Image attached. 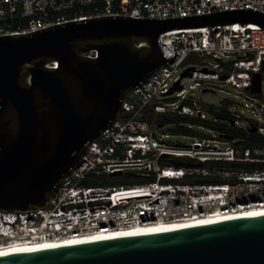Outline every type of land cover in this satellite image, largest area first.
<instances>
[{
	"label": "built area",
	"instance_id": "obj_1",
	"mask_svg": "<svg viewBox=\"0 0 264 264\" xmlns=\"http://www.w3.org/2000/svg\"><path fill=\"white\" fill-rule=\"evenodd\" d=\"M238 8L264 13V0H0V35L96 16ZM157 41L165 58L174 48L179 55L126 93L115 123L89 143L44 207L0 210V248L264 209V145L248 139H264V29L251 22L188 27ZM254 74L261 77L258 93L250 91ZM224 86L241 101L198 104L197 91ZM170 114L195 121H159Z\"/></svg>",
	"mask_w": 264,
	"mask_h": 264
},
{
	"label": "water",
	"instance_id": "obj_2",
	"mask_svg": "<svg viewBox=\"0 0 264 264\" xmlns=\"http://www.w3.org/2000/svg\"><path fill=\"white\" fill-rule=\"evenodd\" d=\"M233 22L264 29V13L96 16L0 35V210L41 208L56 195L126 93L179 55L165 58L160 34ZM260 81L254 74L251 93ZM0 264H264V214L12 253Z\"/></svg>",
	"mask_w": 264,
	"mask_h": 264
},
{
	"label": "bare ground",
	"instance_id": "obj_3",
	"mask_svg": "<svg viewBox=\"0 0 264 264\" xmlns=\"http://www.w3.org/2000/svg\"><path fill=\"white\" fill-rule=\"evenodd\" d=\"M264 214V209H255V210H249L240 212L237 214H232L229 216H215V217H205V218H197L194 220H187V221H180V222H169V223H155L150 225H139L132 227L130 229L126 230H120L117 232L112 233H98L91 236L86 237H80V238H66L56 241H42V242H35V243H20V244H14L8 247L0 248V256L12 254V253H19L24 251H30V250H37V249H44V248H51L56 246H61L65 244L70 243H83V242H89V241H99V240H105V239H112L116 237H123V236H130V235H136V234H142V233H148V232H154V231H163V230H173L178 229L182 227H189L193 225H201L206 223H213V222H219L224 220H231V219H237V218H245V217H252L256 215Z\"/></svg>",
	"mask_w": 264,
	"mask_h": 264
},
{
	"label": "rangeland",
	"instance_id": "obj_4",
	"mask_svg": "<svg viewBox=\"0 0 264 264\" xmlns=\"http://www.w3.org/2000/svg\"><path fill=\"white\" fill-rule=\"evenodd\" d=\"M210 61V60H209ZM188 62H195L193 59H189ZM263 85H264V77H263ZM233 94H237L236 91H234L231 87L229 86H224L221 87V91L217 87L213 92H203L201 90L196 92V97L198 100L201 102L198 103L201 107L204 103L206 104H218L222 98H229L236 100L237 102H240V98L235 97ZM204 113L207 116V118L212 117V113L204 108ZM171 140H183L180 136H174L172 135ZM115 183H123L121 179L115 180Z\"/></svg>",
	"mask_w": 264,
	"mask_h": 264
},
{
	"label": "trees",
	"instance_id": "obj_5",
	"mask_svg": "<svg viewBox=\"0 0 264 264\" xmlns=\"http://www.w3.org/2000/svg\"><path fill=\"white\" fill-rule=\"evenodd\" d=\"M159 121L161 123H178L180 121H191L194 122V119H190L185 116L177 115V114H170V115H165V116H160ZM177 132V130H175ZM229 136H234L233 133H229ZM248 139L251 141L250 143L252 145L257 144V145H264V139L259 137L256 134H249Z\"/></svg>",
	"mask_w": 264,
	"mask_h": 264
}]
</instances>
